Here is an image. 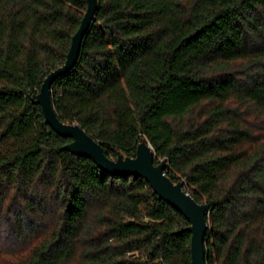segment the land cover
Segmentation results:
<instances>
[{
    "label": "trees",
    "instance_id": "obj_1",
    "mask_svg": "<svg viewBox=\"0 0 264 264\" xmlns=\"http://www.w3.org/2000/svg\"><path fill=\"white\" fill-rule=\"evenodd\" d=\"M53 108L106 157L140 139L207 204L206 264H264V0H96ZM86 0H0V264H191L146 182L64 150L35 104Z\"/></svg>",
    "mask_w": 264,
    "mask_h": 264
},
{
    "label": "water",
    "instance_id": "obj_2",
    "mask_svg": "<svg viewBox=\"0 0 264 264\" xmlns=\"http://www.w3.org/2000/svg\"><path fill=\"white\" fill-rule=\"evenodd\" d=\"M97 12V1L86 0V11L71 38L65 61L59 68L51 71L42 81L36 96L45 124L58 136L68 139L64 150L76 157L90 159L96 167L110 176L134 177L148 184L158 200L177 211L189 224L185 229L190 234L191 264H206L205 237L208 230L207 204L196 202L184 190V183L173 182L165 170L167 161L156 160V156L145 139H140L134 157H123L120 153L115 160L106 157L101 145L87 134L79 125L62 122L52 105L51 87L55 80L71 71L78 60L81 44Z\"/></svg>",
    "mask_w": 264,
    "mask_h": 264
}]
</instances>
